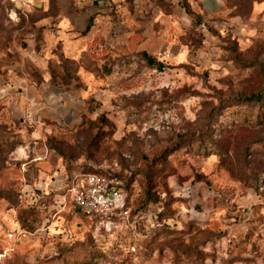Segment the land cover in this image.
I'll return each mask as SVG.
<instances>
[{
  "label": "rangeland",
  "instance_id": "obj_1",
  "mask_svg": "<svg viewBox=\"0 0 264 264\" xmlns=\"http://www.w3.org/2000/svg\"><path fill=\"white\" fill-rule=\"evenodd\" d=\"M92 1L118 31L50 64L63 117L11 118L16 89L0 98V264H264V0L52 3ZM29 20L0 0V86ZM89 172L122 209H79Z\"/></svg>",
  "mask_w": 264,
  "mask_h": 264
},
{
  "label": "crops",
  "instance_id": "obj_2",
  "mask_svg": "<svg viewBox=\"0 0 264 264\" xmlns=\"http://www.w3.org/2000/svg\"><path fill=\"white\" fill-rule=\"evenodd\" d=\"M10 1L18 14L30 19L33 30L27 29L23 46L16 49L19 63L7 66L12 77L8 83L1 84L0 98L16 89L6 107L11 118L26 110L40 123L58 121L68 108L71 86L53 78L50 64L55 59L78 62L84 55L91 56L99 51L103 38L117 33L118 26L109 19L96 20L102 10L94 6L93 1L85 6L53 4L52 0ZM17 1L20 2L18 6ZM217 4L215 0H208L203 6L212 11ZM90 18L92 21L86 30ZM8 50L13 54L14 51ZM5 54L0 52V59Z\"/></svg>",
  "mask_w": 264,
  "mask_h": 264
},
{
  "label": "built area",
  "instance_id": "obj_3",
  "mask_svg": "<svg viewBox=\"0 0 264 264\" xmlns=\"http://www.w3.org/2000/svg\"><path fill=\"white\" fill-rule=\"evenodd\" d=\"M60 178L53 179L58 182ZM83 213L105 214L110 210L122 209L124 195L105 177L96 173H85L71 180L68 191Z\"/></svg>",
  "mask_w": 264,
  "mask_h": 264
},
{
  "label": "trees",
  "instance_id": "obj_4",
  "mask_svg": "<svg viewBox=\"0 0 264 264\" xmlns=\"http://www.w3.org/2000/svg\"><path fill=\"white\" fill-rule=\"evenodd\" d=\"M93 5H94V6H97V2L95 3V1H94V2H93ZM91 21H92V19L90 18L89 22H88L87 25H86V30L89 29ZM143 55H144L145 58L148 59V62H149V63H152L153 59H152L149 55H147L146 53H143ZM61 60H63V61H72V60H69V59H67V58H64V59L62 58ZM74 62H75V61H74ZM244 98H245L246 100H252V99L257 100V99L260 98V95H259V94L249 95V96H245Z\"/></svg>",
  "mask_w": 264,
  "mask_h": 264
},
{
  "label": "water",
  "instance_id": "obj_5",
  "mask_svg": "<svg viewBox=\"0 0 264 264\" xmlns=\"http://www.w3.org/2000/svg\"><path fill=\"white\" fill-rule=\"evenodd\" d=\"M16 5H17V6L20 5V2L17 1Z\"/></svg>",
  "mask_w": 264,
  "mask_h": 264
},
{
  "label": "bare ground",
  "instance_id": "obj_6",
  "mask_svg": "<svg viewBox=\"0 0 264 264\" xmlns=\"http://www.w3.org/2000/svg\"><path fill=\"white\" fill-rule=\"evenodd\" d=\"M12 16V15H11Z\"/></svg>",
  "mask_w": 264,
  "mask_h": 264
}]
</instances>
